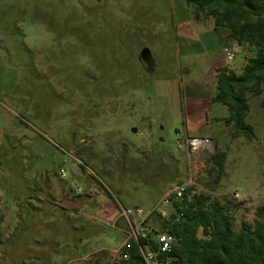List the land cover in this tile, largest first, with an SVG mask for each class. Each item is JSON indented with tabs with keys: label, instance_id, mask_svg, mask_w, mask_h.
<instances>
[{
	"label": "rangeland",
	"instance_id": "rangeland-1",
	"mask_svg": "<svg viewBox=\"0 0 264 264\" xmlns=\"http://www.w3.org/2000/svg\"><path fill=\"white\" fill-rule=\"evenodd\" d=\"M213 24L186 0H0V264H115L130 235L122 210L136 227L134 209L168 211L178 183L242 203L235 231L252 224L264 107L249 97V141L211 98L218 68L240 72L255 49H223ZM187 136L225 152L217 183L214 147L190 165Z\"/></svg>",
	"mask_w": 264,
	"mask_h": 264
},
{
	"label": "trees",
	"instance_id": "trees-1",
	"mask_svg": "<svg viewBox=\"0 0 264 264\" xmlns=\"http://www.w3.org/2000/svg\"><path fill=\"white\" fill-rule=\"evenodd\" d=\"M186 3L192 7L195 20L201 19V15L210 16L214 30L227 31L239 47L255 49L240 72L220 68L216 71L215 94L211 98L227 108L226 123L232 126V137L244 136L251 141L253 130L245 123L249 97L259 96V105L264 107V0H186ZM224 160L225 152L214 147L209 155L208 173H216L215 183L223 174ZM241 205L186 187L181 202L172 206L182 217L174 221L173 213L165 219L152 211L143 222L144 227L149 219L154 222L146 228L145 238L127 239L115 264H145L139 248L146 241L155 247L153 236L164 231L174 237L171 252L166 255L168 264H264V205L255 208L252 224L242 221L235 231L231 210Z\"/></svg>",
	"mask_w": 264,
	"mask_h": 264
},
{
	"label": "built area",
	"instance_id": "built-area-1",
	"mask_svg": "<svg viewBox=\"0 0 264 264\" xmlns=\"http://www.w3.org/2000/svg\"><path fill=\"white\" fill-rule=\"evenodd\" d=\"M225 60L231 61L233 59V54L230 51L224 50ZM185 147H186V154L188 158V162L190 165L197 164L200 156L204 152H208L212 149L213 144L212 141L207 137H190L187 136L185 141ZM198 171H194V178L195 174ZM185 183H178L177 185L171 187L168 189L165 194L163 195L161 199V204L164 207L168 208V211H159L157 212L161 218H169L170 215L173 213L175 215L174 221H178L182 217V213L174 212V209L172 208L173 203H180L183 199V192L186 188ZM236 197H238L237 194H235ZM155 211L156 210H152ZM151 211V212H152ZM150 212V213H151ZM134 215L141 217V219L138 221L136 227H134L127 217L128 213L124 210H122V215H124L127 219V223L129 226L130 235L129 238H133L134 240L141 239L143 240L146 235V229L143 226V222L148 218L149 214L146 216L142 215L141 210L134 209ZM128 238V239H129ZM154 244L155 247H153L149 242H145L143 247L139 248L140 254L143 258V261L145 264H168L169 258L166 257L171 252L172 246L174 244V237L167 232H159L154 237Z\"/></svg>",
	"mask_w": 264,
	"mask_h": 264
},
{
	"label": "water",
	"instance_id": "water-1",
	"mask_svg": "<svg viewBox=\"0 0 264 264\" xmlns=\"http://www.w3.org/2000/svg\"><path fill=\"white\" fill-rule=\"evenodd\" d=\"M139 58L141 60V62L145 65H148L150 64V52L148 49L144 48L141 50L140 54H139ZM132 132L134 133L135 132V129H132ZM72 200H64L60 203V205L62 207H65V208H70L72 206V203H71Z\"/></svg>",
	"mask_w": 264,
	"mask_h": 264
},
{
	"label": "crops",
	"instance_id": "crops-1",
	"mask_svg": "<svg viewBox=\"0 0 264 264\" xmlns=\"http://www.w3.org/2000/svg\"><path fill=\"white\" fill-rule=\"evenodd\" d=\"M222 33H221V35H222V38L224 39V41H223V43H224V48L223 49H225V47L226 48H230L232 45L234 46L235 44L231 41V39H230V37H229V34H228V32L227 31H221ZM220 33V32H219ZM218 33V34H219ZM239 47V46H238ZM231 49V48H230ZM214 62L215 63H219V61L216 59V60H214ZM222 67V66H221ZM220 67V68H221ZM219 69V68H218ZM213 147H215V144L213 145Z\"/></svg>",
	"mask_w": 264,
	"mask_h": 264
}]
</instances>
